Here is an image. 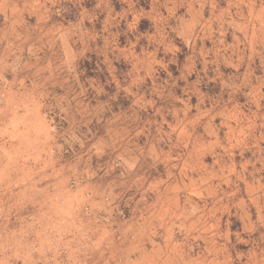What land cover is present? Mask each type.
Wrapping results in <instances>:
<instances>
[{"label": "clouds", "instance_id": "9594fccd", "mask_svg": "<svg viewBox=\"0 0 264 264\" xmlns=\"http://www.w3.org/2000/svg\"><path fill=\"white\" fill-rule=\"evenodd\" d=\"M0 264H264V0H0Z\"/></svg>", "mask_w": 264, "mask_h": 264}]
</instances>
